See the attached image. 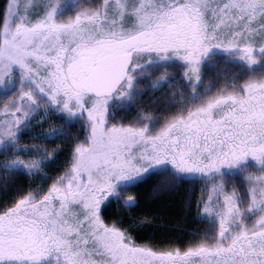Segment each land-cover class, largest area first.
<instances>
[{
  "label": "snow or ice",
  "instance_id": "1",
  "mask_svg": "<svg viewBox=\"0 0 264 264\" xmlns=\"http://www.w3.org/2000/svg\"><path fill=\"white\" fill-rule=\"evenodd\" d=\"M0 264H264V0H4Z\"/></svg>",
  "mask_w": 264,
  "mask_h": 264
},
{
  "label": "trees",
  "instance_id": "2",
  "mask_svg": "<svg viewBox=\"0 0 264 264\" xmlns=\"http://www.w3.org/2000/svg\"><path fill=\"white\" fill-rule=\"evenodd\" d=\"M4 5V0H0V8H2ZM188 188L193 189L195 188L197 191V185L196 184H191L188 183L187 185ZM194 194V192L192 193ZM185 195H189V192H185ZM192 199V213L189 215V217L187 218V220L184 222L186 226H190V227H197V225L199 224L198 219L195 218V201L197 200L198 197L195 196H190ZM141 232L143 234V238L146 240H149L153 243H157L159 242V240L161 239L162 235H164V231L162 229H158L155 226H145L143 229H141Z\"/></svg>",
  "mask_w": 264,
  "mask_h": 264
},
{
  "label": "rangeland",
  "instance_id": "3",
  "mask_svg": "<svg viewBox=\"0 0 264 264\" xmlns=\"http://www.w3.org/2000/svg\"><path fill=\"white\" fill-rule=\"evenodd\" d=\"M221 58H222L221 56H218V57H217V59H221ZM190 182H191V181H190ZM190 182H189V183H190ZM191 184H193V182H191ZM195 184L197 185V191H195L196 189L193 188V189H191V191L189 192V195H190V196H193V195L195 196V194H196V197L199 198V196H200V191H201V189H200V182H196ZM193 192H194V194H192ZM198 198H197V199H198ZM198 222H199V224L197 225L196 228H198V229L201 230V231H203L204 229L210 227V222L207 221V220H199V219H198Z\"/></svg>",
  "mask_w": 264,
  "mask_h": 264
}]
</instances>
